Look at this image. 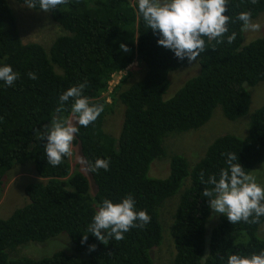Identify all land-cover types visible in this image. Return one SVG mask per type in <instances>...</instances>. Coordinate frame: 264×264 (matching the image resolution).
Listing matches in <instances>:
<instances>
[{
    "label": "trees",
    "instance_id": "1",
    "mask_svg": "<svg viewBox=\"0 0 264 264\" xmlns=\"http://www.w3.org/2000/svg\"><path fill=\"white\" fill-rule=\"evenodd\" d=\"M15 1L43 11L38 2L32 6L33 0ZM135 4L136 0H68L47 12L64 32L47 49L24 43L15 10L8 0H0V62L20 73L14 86L0 87V201L7 177L19 165L30 164L41 178L26 183V205L0 218V264H155L152 254L164 245V212L173 199L171 264H226L229 253L264 248V239L258 236L264 217L233 225L221 214L207 232L212 210L201 196L205 186L199 179L201 172L207 178L224 167L222 154L228 152L237 154L246 171L264 163V106L250 115L245 135L215 136L195 163L170 148L171 139L198 132L219 116L236 123L249 115L251 90L264 84V34L246 43V30L236 16L250 11L252 21L257 19L264 13V0H230L225 13L232 17L228 34L235 32L236 39L232 44L212 41L191 63L157 44V35L145 27ZM121 43L128 46L127 52L120 49ZM134 63L141 67L138 79L128 68ZM187 68L194 74L174 92V73ZM29 72H35L37 79H29ZM118 73L124 76L109 93ZM85 80V95L91 103L103 104L104 111L87 128L80 126L73 141L84 166H73L66 157L53 167L47 164V139L39 136L54 119L73 118L75 123L71 99L61 106L59 95ZM118 108L123 116L114 136L105 125ZM98 157L110 158V169L89 172L87 162ZM164 158L169 159L170 175L150 176L152 163ZM129 193L137 208L151 216L149 224L106 244L87 232L103 199L119 201ZM63 233L73 244L69 249L38 259L21 254L20 247ZM84 235L87 242L81 243ZM93 244L95 250H90Z\"/></svg>",
    "mask_w": 264,
    "mask_h": 264
},
{
    "label": "clouds",
    "instance_id": "2",
    "mask_svg": "<svg viewBox=\"0 0 264 264\" xmlns=\"http://www.w3.org/2000/svg\"><path fill=\"white\" fill-rule=\"evenodd\" d=\"M36 2L40 10L52 12L58 6L65 5L68 0H33V7ZM256 2L257 0H252V3ZM229 3L230 0H136L135 8L145 27L157 35L159 46L170 50L178 60L187 59L191 63L207 50L212 41L222 44L226 40L228 44H232L236 39L235 32L228 34L232 17L225 13L229 11ZM236 19L242 22V30H258L260 27L252 23L250 11L240 12ZM120 49L124 52L129 50L124 43L120 44ZM132 65L128 67L129 70ZM27 75L29 79H37L35 72ZM19 79L18 71L10 64L0 62V87H12ZM113 81L109 84V93L120 84H115L111 89ZM86 87L87 80L72 85L59 95L58 102L61 106L67 105L71 99L70 111L76 116L75 123L68 118L54 119L51 128L39 136L40 139H47L44 150L47 164L53 167L62 164L64 158L72 155L73 141L79 134L80 126L87 128L104 111L103 104L91 103L90 97L85 95ZM222 155L225 156V166L218 172L207 178L201 172L200 183L205 186L201 196L207 198L213 213L222 214L233 225L241 221L257 222L260 217H264V183L258 181L252 172L246 171L238 162L236 153ZM110 163V158L98 157L94 162H87V169L91 173H96L99 169L108 171ZM150 222L151 216L147 210L138 209L134 196L129 193L119 201L103 199L87 226V232L106 244L111 239L123 240L125 233L132 228H144ZM87 238L84 235L81 243H86ZM95 247V244L89 245L90 250H95ZM42 257L44 256L39 258ZM226 264H264V248L249 254L229 253Z\"/></svg>",
    "mask_w": 264,
    "mask_h": 264
},
{
    "label": "rangeland",
    "instance_id": "3",
    "mask_svg": "<svg viewBox=\"0 0 264 264\" xmlns=\"http://www.w3.org/2000/svg\"><path fill=\"white\" fill-rule=\"evenodd\" d=\"M11 7L16 12L18 28L21 33L22 40L24 43H38L50 48L51 44L55 39L62 35L64 32L50 19L47 12L36 11L32 7L21 5L15 0H8ZM252 23L258 24L260 27L258 30H246L245 31V42L249 43L254 39L262 36L264 34V13H262L257 19L253 20ZM130 70L137 73L141 71V67L138 63H134ZM192 69H183L180 72L174 73V92L186 81L188 77L194 74ZM125 74V73H124ZM123 73L116 74L113 78L111 89L114 88L122 79ZM141 73H137L136 78H140ZM116 84V85H115ZM252 94V104L250 107V113L248 116L244 117L240 121L234 123L227 120H221V116L216 118V120L210 122L204 129L198 132L183 133L179 134L177 137L170 140V148L172 151L181 153L188 157L192 162L198 161L203 153L205 152L207 146L211 141L218 135H224L226 132L234 133L239 136L245 135L246 126L250 115L257 109L264 106V84H259L258 87H254L251 90ZM111 103V99H108ZM116 117L108 121L105 125L107 132L111 135L117 136L120 131L121 117L123 116V109L118 108ZM121 110V111H120ZM220 114V113H218ZM120 117V119H119ZM73 119V118H72ZM71 119V120H72ZM74 122V120H72ZM222 121L226 123L223 124ZM225 132V133H224ZM70 162L73 166L76 164L84 166V159L81 156L80 148L72 146V155L70 156ZM85 171V168L83 167ZM252 173L257 176L258 181L264 183V163L258 165ZM150 176L155 178H167L170 175V163L169 159L164 158L162 160H156L152 163L149 172ZM41 178L35 174L32 170V166L29 164L19 165V167L13 169V171L7 177V183L5 190L3 191L2 199L0 201V218L6 219L12 215V213L19 207H22L28 203V198H26L25 185L30 180H40ZM96 190L94 184H92V192ZM5 192V193H4ZM175 207V199L171 200L164 212L165 216V229L164 245L157 248L153 252V258L155 264H171L175 255V248L172 243V239L169 232V224L171 212ZM221 214H215L212 212L210 219L208 220L209 228L215 225L219 221V216ZM163 221V220H162ZM164 223V221H163ZM213 228V227H212ZM260 238L264 239V227L258 233ZM45 244H33L22 246L20 248L21 254L24 256L39 258L41 256L50 257L55 253L63 250L69 249L73 246L69 236L63 233L54 239H51ZM209 242L207 243V246Z\"/></svg>",
    "mask_w": 264,
    "mask_h": 264
}]
</instances>
